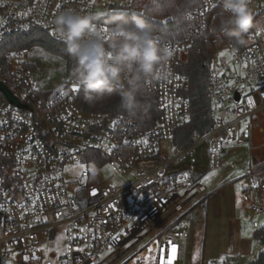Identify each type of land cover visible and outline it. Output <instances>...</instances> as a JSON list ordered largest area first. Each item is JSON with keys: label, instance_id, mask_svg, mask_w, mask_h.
<instances>
[{"label": "built area", "instance_id": "2783aa9c", "mask_svg": "<svg viewBox=\"0 0 264 264\" xmlns=\"http://www.w3.org/2000/svg\"><path fill=\"white\" fill-rule=\"evenodd\" d=\"M199 1L187 14L194 23L185 38L171 42L157 33L173 57L162 69L167 78L149 83L160 117L148 129L126 113L85 111L76 100L82 90L76 79L55 93L43 92L25 61L30 48L9 53L7 65H0V84L17 103L0 89V264H112L149 235L146 246L157 242L153 264H185L187 217L209 197L203 178L221 165L225 147L250 144L254 150V129L264 123V27L237 48L213 29L218 15L228 17L219 0ZM115 7L126 6L115 0H0V43L33 26L62 41L51 20L69 9L105 12L97 21L102 30ZM250 7L253 16L264 17V0H250ZM205 36L213 46L208 72L213 124L184 147L174 141L177 128L190 119L183 95L190 82L180 67ZM201 145L209 167L197 155ZM81 164L109 165L134 179L105 184L88 168L74 174ZM261 170L247 169L252 181L243 198L254 216L262 215L252 224L264 236V173L253 180ZM169 242L177 247L175 258Z\"/></svg>", "mask_w": 264, "mask_h": 264}, {"label": "rangeland", "instance_id": "374dc122", "mask_svg": "<svg viewBox=\"0 0 264 264\" xmlns=\"http://www.w3.org/2000/svg\"><path fill=\"white\" fill-rule=\"evenodd\" d=\"M115 1L123 6H130L133 2ZM254 10L256 15L258 8ZM254 17V27L258 31L264 27V17ZM25 61L32 65L41 90L48 94L65 87L67 81L73 78L72 72L76 67L75 60H71L69 65L66 56L42 46L31 47ZM252 143L256 146L254 150L250 144L225 147L221 165L211 169L203 178L208 189L205 196L209 197L195 206L187 217L190 235L185 264H248L262 246L253 237L249 213L244 210L249 205L244 201L243 195L244 188L252 181L247 169H262L254 176V181H259L260 175L264 173V124L254 129ZM205 149V145H201L197 149V155L205 163L204 166L209 167L206 157L201 156ZM84 168L97 171L105 184L122 185L134 179L132 175L115 174L109 165L97 167L93 164H81L73 168V173H79ZM235 210H242L238 215L241 218L240 227L228 228L226 217L234 215ZM152 236L146 237L112 264H153V252L157 248V242L146 246ZM242 243H246V254L238 251Z\"/></svg>", "mask_w": 264, "mask_h": 264}, {"label": "clouds", "instance_id": "9594fccd", "mask_svg": "<svg viewBox=\"0 0 264 264\" xmlns=\"http://www.w3.org/2000/svg\"><path fill=\"white\" fill-rule=\"evenodd\" d=\"M219 4L228 13L222 36L246 43L253 28L250 0H219ZM105 15L103 11L69 9L59 12L51 24L75 60L72 77L82 88L85 102L94 104L118 95L121 109L135 115L145 85L167 78L162 69L170 64L173 51L159 44L156 30L136 14L109 15L104 33L97 28V21Z\"/></svg>", "mask_w": 264, "mask_h": 264}, {"label": "trees", "instance_id": "16d2710c", "mask_svg": "<svg viewBox=\"0 0 264 264\" xmlns=\"http://www.w3.org/2000/svg\"><path fill=\"white\" fill-rule=\"evenodd\" d=\"M199 6V0H155V2L154 0H134L131 6L112 8L108 16L118 13H125L129 16L136 14L150 24L163 38L174 42L188 35L194 22L187 19V14ZM226 19L227 17L224 15L217 16L213 28L215 32L222 30L223 22ZM254 30L253 25L250 33ZM205 37L207 38V36ZM232 43L237 48L243 47V44L235 41H232ZM33 46H42L52 52L66 56L69 59V65H71V60L74 61V58L67 53L65 43L53 37L49 32L33 26L28 33L17 34L0 43V65H7V56L12 51ZM212 52L213 46L209 38L199 39L180 67L181 73L190 82L189 88L183 93L190 102V119L185 125L177 128L174 133V141L184 147L193 142L195 134L203 135L213 124L208 93V72ZM83 95V90H81L76 100L85 111L126 113L133 117L141 129L151 128L160 117L158 97L151 90L149 84L145 85L139 94L141 107L135 115L121 109L118 95H113L102 102L94 104L85 102ZM255 236L264 245V236L260 231L256 230ZM250 264H264V248Z\"/></svg>", "mask_w": 264, "mask_h": 264}, {"label": "crops", "instance_id": "0c3cea01", "mask_svg": "<svg viewBox=\"0 0 264 264\" xmlns=\"http://www.w3.org/2000/svg\"><path fill=\"white\" fill-rule=\"evenodd\" d=\"M262 124H264V123H262ZM251 183V182H250ZM250 183H249V185L247 186V187H245L244 188V191H246L247 189H248V187L250 186ZM248 206V205H247ZM247 213H249V220H250V223L252 224V221H253V219H254V217L255 218H257V219H259V220H261L262 219V215H258V216H254L253 214H252V212L250 211V208H249V206L248 207H246V209H244ZM240 212H242V210H239ZM239 211H237V210H235V213H234V215L232 214V215H230L229 217H226L227 219H226V226L228 227V228H231V226H234L235 227V229L239 226L240 227V222H241V218H239L238 217V215H239ZM252 229H253V237L255 238V239H257L256 238V230L253 228V224H252ZM239 234V233H238ZM239 239H241V241H243V239L242 238H240V236H239ZM258 241H260L259 239H257ZM260 243H261V241H260ZM261 247H260V249H259V251L257 252V255L255 256V258H252V260H250V262H248V264H250L253 260H255L256 258H257V256H258V254H259V252L264 248V245L261 243ZM240 246V245H239ZM245 246H246V243L245 244H243L242 243V245L240 246V248L238 249V251L240 252V253H244V254H246V252L248 253V250L246 249L245 250ZM251 259V258H250Z\"/></svg>", "mask_w": 264, "mask_h": 264}, {"label": "snow or ice", "instance_id": "6c2138e0", "mask_svg": "<svg viewBox=\"0 0 264 264\" xmlns=\"http://www.w3.org/2000/svg\"><path fill=\"white\" fill-rule=\"evenodd\" d=\"M92 2L94 3V0H92ZM154 2H155V0H154ZM60 7V5L58 4L57 5V8H59ZM102 31L104 32V33H107V31H108V29H107V27L105 26V27H103L102 28ZM53 35H55V33H53ZM256 35L257 36H259L260 35V32H256ZM251 38V37H250ZM225 55H228V53H226V52H221L220 53V56H225ZM75 90H77L75 87H74V91ZM256 185H253V187H255ZM93 194H95V190H93ZM261 227H264V225H260ZM170 244H171V251H172V255H173V258H175V255H176V252H177V247H176V245L174 244V243H172V242H169ZM169 264H171V261L169 262Z\"/></svg>", "mask_w": 264, "mask_h": 264}, {"label": "water", "instance_id": "95a60500", "mask_svg": "<svg viewBox=\"0 0 264 264\" xmlns=\"http://www.w3.org/2000/svg\"><path fill=\"white\" fill-rule=\"evenodd\" d=\"M0 89L6 94V96L13 102V103H17L16 98L12 95V93L10 92V90L6 87V85L4 84H0ZM237 99H239V94H237Z\"/></svg>", "mask_w": 264, "mask_h": 264}]
</instances>
